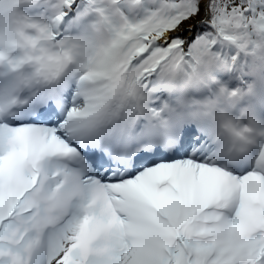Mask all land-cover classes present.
<instances>
[{"label":"snow or ice","instance_id":"snow-or-ice-1","mask_svg":"<svg viewBox=\"0 0 264 264\" xmlns=\"http://www.w3.org/2000/svg\"><path fill=\"white\" fill-rule=\"evenodd\" d=\"M241 55L264 0H0V264H264Z\"/></svg>","mask_w":264,"mask_h":264},{"label":"rangeland","instance_id":"rangeland-1","mask_svg":"<svg viewBox=\"0 0 264 264\" xmlns=\"http://www.w3.org/2000/svg\"><path fill=\"white\" fill-rule=\"evenodd\" d=\"M221 51L223 52L224 56L227 58H230L231 56H234L236 54L235 50L231 49V48H223V49H221ZM241 57H243V58H240L239 62L237 63L239 65V70L242 71L247 76V79H249L252 75L255 74L256 78L258 80L257 81L258 84H264V71L262 69L264 66V63L262 64L261 60L254 58V57L245 58L243 55H241ZM253 59H257V63H255L257 66V68H255L256 71L254 70L253 67H251L250 62ZM245 71L247 73H245ZM223 72H224V70H219L214 75L218 79L219 77L222 76Z\"/></svg>","mask_w":264,"mask_h":264},{"label":"clouds","instance_id":"clouds-1","mask_svg":"<svg viewBox=\"0 0 264 264\" xmlns=\"http://www.w3.org/2000/svg\"><path fill=\"white\" fill-rule=\"evenodd\" d=\"M253 132V129L247 123L242 122V127L236 130L235 134L238 139L244 140L247 138V135H250Z\"/></svg>","mask_w":264,"mask_h":264},{"label":"bare ground","instance_id":"bare-ground-1","mask_svg":"<svg viewBox=\"0 0 264 264\" xmlns=\"http://www.w3.org/2000/svg\"><path fill=\"white\" fill-rule=\"evenodd\" d=\"M250 63H251V66H252L253 68H257V66H256V64H255V63H257V59H253ZM261 63L263 64L264 61H262Z\"/></svg>","mask_w":264,"mask_h":264}]
</instances>
